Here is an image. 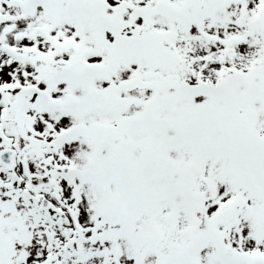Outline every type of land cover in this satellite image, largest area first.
I'll return each mask as SVG.
<instances>
[{
    "label": "snow or ice",
    "instance_id": "snow-or-ice-1",
    "mask_svg": "<svg viewBox=\"0 0 264 264\" xmlns=\"http://www.w3.org/2000/svg\"><path fill=\"white\" fill-rule=\"evenodd\" d=\"M0 264H264V0H0Z\"/></svg>",
    "mask_w": 264,
    "mask_h": 264
}]
</instances>
